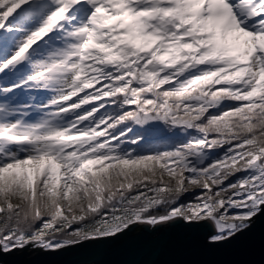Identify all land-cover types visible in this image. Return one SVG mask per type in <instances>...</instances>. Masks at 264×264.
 Here are the masks:
<instances>
[{"label":"snow or ice","instance_id":"1","mask_svg":"<svg viewBox=\"0 0 264 264\" xmlns=\"http://www.w3.org/2000/svg\"><path fill=\"white\" fill-rule=\"evenodd\" d=\"M261 218L264 0H0V264Z\"/></svg>","mask_w":264,"mask_h":264},{"label":"water","instance_id":"2","mask_svg":"<svg viewBox=\"0 0 264 264\" xmlns=\"http://www.w3.org/2000/svg\"><path fill=\"white\" fill-rule=\"evenodd\" d=\"M204 232L201 228L193 234L177 226L153 238L134 230L120 242L74 250L61 257L29 254L5 259L19 264H75L82 258L95 264H264V218L251 232L215 247L202 242Z\"/></svg>","mask_w":264,"mask_h":264},{"label":"trees","instance_id":"3","mask_svg":"<svg viewBox=\"0 0 264 264\" xmlns=\"http://www.w3.org/2000/svg\"><path fill=\"white\" fill-rule=\"evenodd\" d=\"M95 85H93L94 87ZM87 90V89H86ZM160 136H163V135H166V132L163 130L162 126H161V130H160V133H159ZM146 140L148 143H158L160 142V140L158 139V137L156 135H153L151 132H149L148 134H146ZM164 179L167 180L168 179V176L167 174L164 175ZM198 191V190H197ZM186 198L188 200H192L194 199V196L191 195V194H186Z\"/></svg>","mask_w":264,"mask_h":264},{"label":"rangeland","instance_id":"4","mask_svg":"<svg viewBox=\"0 0 264 264\" xmlns=\"http://www.w3.org/2000/svg\"><path fill=\"white\" fill-rule=\"evenodd\" d=\"M53 163H54V162H53ZM54 166H55V164H54ZM187 187H188L189 189H192L194 186L191 185V184H188ZM197 190L199 191V189H196V191H197Z\"/></svg>","mask_w":264,"mask_h":264}]
</instances>
